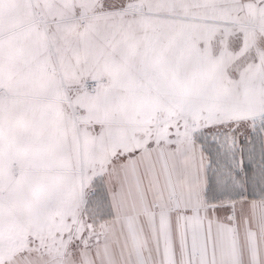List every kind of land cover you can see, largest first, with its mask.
Listing matches in <instances>:
<instances>
[{"label":"snow or ice","instance_id":"obj_1","mask_svg":"<svg viewBox=\"0 0 264 264\" xmlns=\"http://www.w3.org/2000/svg\"><path fill=\"white\" fill-rule=\"evenodd\" d=\"M0 264H264V0H0Z\"/></svg>","mask_w":264,"mask_h":264}]
</instances>
